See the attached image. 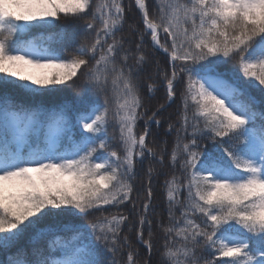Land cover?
Returning <instances> with one entry per match:
<instances>
[{"label": "snow or ice", "instance_id": "6c2138e0", "mask_svg": "<svg viewBox=\"0 0 264 264\" xmlns=\"http://www.w3.org/2000/svg\"><path fill=\"white\" fill-rule=\"evenodd\" d=\"M134 4L0 0V264H264V0Z\"/></svg>", "mask_w": 264, "mask_h": 264}, {"label": "trees", "instance_id": "16d2710c", "mask_svg": "<svg viewBox=\"0 0 264 264\" xmlns=\"http://www.w3.org/2000/svg\"><path fill=\"white\" fill-rule=\"evenodd\" d=\"M124 3L126 5V8L130 6V11L127 12V24L125 25V29H124L123 34L126 36H131V38L133 40H135L136 34L130 32V30L128 28V24L135 23L140 28H142L143 25H142V23H140V14H139L137 8L135 7L134 0H124ZM148 3H149V11H150V13H153V10L155 8V0H148ZM48 31L53 35L54 39L56 41H58V42L53 44V46L56 48H61L64 45L78 44V43L82 42L83 39L85 38V37L81 36L79 33H77L75 36H73V29L68 25V22H66L63 18L55 26H53L52 29H50ZM41 32H42V30L33 29L31 33L25 34L21 38L27 39L33 35H39V34H41ZM56 34H61V35H56ZM88 39H91V37H88ZM145 41L148 42L149 50H150V36H145ZM157 55H160V54L157 53ZM234 66H235V62L229 61L225 67L228 69H231ZM79 84H80V81L77 80L76 84H73L72 87L69 89V91L67 93V99L69 102H72L74 100L76 93L79 91ZM165 99H166L165 90L161 86V87H159V90L156 93H154L153 98L151 100V106L154 108L158 103H164ZM61 102H63V98H56L55 99V103H61ZM146 102H147V100H146ZM178 103L179 102L177 101V104ZM177 104H173L171 106V108H168L167 112H165V115H167L168 112H173L177 108ZM148 114L151 115V112H149ZM173 119H175V117H173ZM142 128H143V121L141 120L138 122V129L137 130L140 131V130H142ZM166 130H167V122H162L161 127L159 129V135L161 138V142L164 139H167L169 141L168 147L170 149L171 141H172V138L174 137V133L172 134V136L165 137L164 133ZM73 131L76 132L77 129H73ZM112 131H113V128L110 125L109 132H112ZM153 131L154 132L157 131L155 126H153ZM205 146H207V145H205ZM156 147H157V150H159V145H156ZM167 159H168V155L165 154V160L167 161ZM164 179H165V177L163 175L158 176L156 179H154L152 187H153V192H154V203L159 206L157 209V212L160 214L159 218L163 221L164 224H167L168 223V217H167V211H166L167 204H166V198H165ZM177 215H179V212H177ZM125 231H127V229H125ZM147 236H148V233H147V231H145V238H147ZM131 239H132L134 246L136 248H138L139 252L141 253V256L139 257V259L148 258L147 250L143 246L136 243L135 232L131 233ZM153 240H154V249H153V254H152L150 259L152 261V264H157V261L159 260V257H160L161 246L163 243L162 232L160 231L159 228L154 227ZM13 251H15V250L13 249ZM4 259H5L4 254L0 253V261H3ZM118 259L125 260L126 259V252L123 255L118 256Z\"/></svg>", "mask_w": 264, "mask_h": 264}]
</instances>
